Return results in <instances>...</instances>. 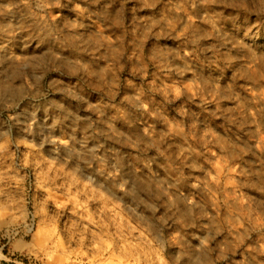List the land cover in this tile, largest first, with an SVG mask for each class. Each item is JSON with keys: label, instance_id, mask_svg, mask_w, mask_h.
<instances>
[{"label": "rangeland", "instance_id": "374dc122", "mask_svg": "<svg viewBox=\"0 0 264 264\" xmlns=\"http://www.w3.org/2000/svg\"><path fill=\"white\" fill-rule=\"evenodd\" d=\"M38 2L0 0V80L24 93L0 91L3 165L25 178L5 199L28 213L0 220V264H264L261 0ZM73 176L120 207L75 208Z\"/></svg>", "mask_w": 264, "mask_h": 264}, {"label": "clouds", "instance_id": "9594fccd", "mask_svg": "<svg viewBox=\"0 0 264 264\" xmlns=\"http://www.w3.org/2000/svg\"><path fill=\"white\" fill-rule=\"evenodd\" d=\"M23 2L25 5H30L31 0H23ZM69 2H71V0H69ZM261 3L264 4V0H261ZM54 5L56 7H62L63 6L61 4V0H54ZM51 6L52 5L48 4L46 2V0H39V2L37 3V7H40L42 9L47 8V7H51ZM4 7L5 6L0 5V15L4 14V11H3ZM7 11H11V8L10 7L7 8ZM41 22L45 26L47 25V21L43 20V18H41V21H38L37 23L39 24ZM20 63L23 64L24 61L21 60ZM7 73H8V70L5 69L3 72H0V76H6ZM10 80H11V78H9V80H0V85H3V88L0 89V91L12 90ZM12 91H13V95H23L24 94L20 90H12ZM15 106H17V103L15 101L11 105H6V107H15ZM13 119H14V117H13ZM29 130H31V125H29ZM9 136H10V131L8 133L0 134V220H3L6 216H10V217H12L13 222H16V221L23 222L25 219H27V215H28V213L26 212V208H25L27 201L24 198L16 199L10 195L7 197V199H5L8 189L15 188V189H21L22 190L23 180L25 179V178L17 179L16 175H9V172H12L13 169L6 168L3 165V161L6 158V153H8L9 144L11 143ZM65 146H67V145L65 144ZM17 147H19V145H17ZM27 147L35 148L36 146L34 144H27ZM7 158L15 159V155L12 154L11 156H9ZM21 167H28L27 161H24L21 164ZM37 167H39V165H37ZM75 171L81 172V169L79 168V166H77ZM51 172L53 173V175H51L49 178L52 180L53 185H55V181L57 179H59L60 176L55 174L57 172V169H55V168L51 169ZM59 172L62 173L63 169H60ZM44 175H47V173H44ZM6 182H9V183H6ZM47 182H48L47 180H44V183H47ZM94 185H96V181L94 180V178L92 176L87 177L86 183L82 179H79L78 177L73 176L72 187L73 188H77V186H79V187H78L77 194L72 195L68 198L69 203H71L72 201H76L75 208H77V209L82 208L86 212L87 211V205L80 203L76 197H77V195L78 196H86V195H88L89 192H96V193H99L98 198L103 199L106 203H114L117 208L120 207L119 202L115 199V194L111 193V190H106L104 192H100V189H102L104 186L103 185L94 186ZM59 187H64V185H59ZM114 187L117 190V192H123L125 195L129 194L125 184H117V185H114ZM46 203H47V201H45V204ZM58 207L60 209H64L65 205L60 204V205H58ZM131 211H134V210H131ZM17 212H20L19 216L16 215ZM35 215L47 216V212L45 211L44 208H40L36 212ZM58 215H59V213H58ZM106 215H107V208H106ZM76 227H77V224L75 221H73L71 224V230L76 229ZM144 230L145 231H152V226L149 225ZM55 255H56L55 252H50L47 255V259L49 261H51L54 259ZM185 257H187L188 260H191L190 253L184 252L182 254H177L175 256L174 260L172 261V264H181V261L185 260ZM0 259H2V257H0ZM159 264H169V262L167 260L161 259L159 261ZM186 264H187V262H186Z\"/></svg>", "mask_w": 264, "mask_h": 264}]
</instances>
